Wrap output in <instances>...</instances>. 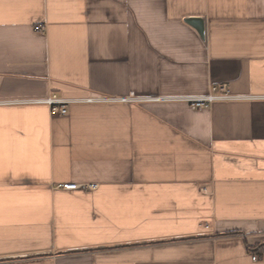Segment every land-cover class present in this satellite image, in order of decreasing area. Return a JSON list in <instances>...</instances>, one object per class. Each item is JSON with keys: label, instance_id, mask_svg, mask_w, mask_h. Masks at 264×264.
I'll return each instance as SVG.
<instances>
[{"label": "crops", "instance_id": "crops-1", "mask_svg": "<svg viewBox=\"0 0 264 264\" xmlns=\"http://www.w3.org/2000/svg\"><path fill=\"white\" fill-rule=\"evenodd\" d=\"M0 264H264V0H0Z\"/></svg>", "mask_w": 264, "mask_h": 264}, {"label": "built area", "instance_id": "built-area-1", "mask_svg": "<svg viewBox=\"0 0 264 264\" xmlns=\"http://www.w3.org/2000/svg\"><path fill=\"white\" fill-rule=\"evenodd\" d=\"M35 29L37 31H43L45 27L43 25H36ZM258 98L256 96H241L233 94L228 84L222 83L218 85H213L210 92L205 96L199 97H170L173 100H185L190 103V105L197 109H204L210 107V105L215 101H233L239 99H254ZM156 99L162 100L163 98L158 97ZM139 101L140 99L131 95L129 97H120V98H111V97H102V96H90V97H75V98H64L59 97L55 94L48 96L46 98L38 99H18L13 101H7V104H44L49 106L50 111L53 115H67L68 106L72 103H93V102H107V101ZM88 185H82L78 183H59L56 187L65 189V190H78ZM90 188H95L96 185H89ZM208 227V226H207ZM257 255L253 256V259L256 260Z\"/></svg>", "mask_w": 264, "mask_h": 264}, {"label": "water", "instance_id": "water-1", "mask_svg": "<svg viewBox=\"0 0 264 264\" xmlns=\"http://www.w3.org/2000/svg\"><path fill=\"white\" fill-rule=\"evenodd\" d=\"M190 24H192L198 31L201 35L204 34V29H203V22L201 19L199 18H195V19H190L188 21Z\"/></svg>", "mask_w": 264, "mask_h": 264}]
</instances>
